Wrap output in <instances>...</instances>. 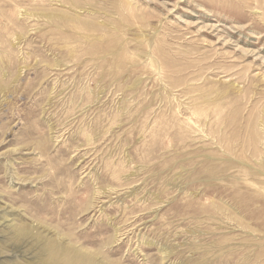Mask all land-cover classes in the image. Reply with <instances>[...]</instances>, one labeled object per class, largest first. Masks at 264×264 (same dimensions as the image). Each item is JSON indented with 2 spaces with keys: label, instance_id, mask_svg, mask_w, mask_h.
Instances as JSON below:
<instances>
[{
  "label": "rangeland",
  "instance_id": "1",
  "mask_svg": "<svg viewBox=\"0 0 264 264\" xmlns=\"http://www.w3.org/2000/svg\"><path fill=\"white\" fill-rule=\"evenodd\" d=\"M56 240L264 264V0H0V264Z\"/></svg>",
  "mask_w": 264,
  "mask_h": 264
},
{
  "label": "bare ground",
  "instance_id": "2",
  "mask_svg": "<svg viewBox=\"0 0 264 264\" xmlns=\"http://www.w3.org/2000/svg\"><path fill=\"white\" fill-rule=\"evenodd\" d=\"M31 236L32 235L30 228L27 226H21L16 232L15 238L21 242L28 237L31 238ZM62 245L64 244H60V242L57 240L55 242H51V241L48 242L45 248V250L48 252L46 255L47 256L46 260H44L43 258V260L39 264H101L102 263V262L99 263V261L97 262L98 257L95 254L84 253L79 249H75L76 248L75 246L72 248V247H67L65 245L64 247H62Z\"/></svg>",
  "mask_w": 264,
  "mask_h": 264
}]
</instances>
